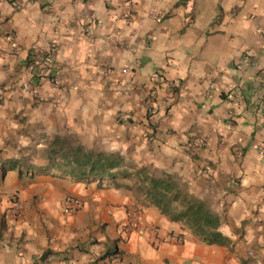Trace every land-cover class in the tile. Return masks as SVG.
Listing matches in <instances>:
<instances>
[{
  "label": "crops",
  "instance_id": "obj_1",
  "mask_svg": "<svg viewBox=\"0 0 264 264\" xmlns=\"http://www.w3.org/2000/svg\"><path fill=\"white\" fill-rule=\"evenodd\" d=\"M14 2L0 0V264H264V0ZM52 45L58 85L28 69ZM56 138L175 176L227 243L147 207L129 179L44 171Z\"/></svg>",
  "mask_w": 264,
  "mask_h": 264
},
{
  "label": "trees",
  "instance_id": "obj_2",
  "mask_svg": "<svg viewBox=\"0 0 264 264\" xmlns=\"http://www.w3.org/2000/svg\"><path fill=\"white\" fill-rule=\"evenodd\" d=\"M47 162L44 171H55L63 177L88 183L101 185L105 180L129 179L131 184L125 188L141 198L147 207L182 223L199 239L220 245L227 243L219 232V217L206 202L184 194L173 175L156 177L149 168L128 164L120 155L89 151L63 138H56L52 143Z\"/></svg>",
  "mask_w": 264,
  "mask_h": 264
},
{
  "label": "built area",
  "instance_id": "obj_3",
  "mask_svg": "<svg viewBox=\"0 0 264 264\" xmlns=\"http://www.w3.org/2000/svg\"><path fill=\"white\" fill-rule=\"evenodd\" d=\"M9 1L15 4V0H4ZM57 53V46L52 45L47 51H37L35 50L31 55L30 62L28 64V69L30 72H38L40 76L50 77V80L53 84H59V77L61 75V70L55 65L54 58ZM169 88L174 89L177 88L176 84H169ZM150 97L152 98L153 95L151 94ZM154 98V97H153ZM40 100V99H39ZM261 115L264 116V109L261 112ZM203 145L202 140H198L196 142L195 149L200 148ZM260 153L264 155V144L259 147ZM232 183L237 184L236 180H232ZM69 210L74 212L76 209L79 208L80 203L74 199L69 198L66 201ZM24 211V205L21 201H15L11 207V215L14 217H22ZM130 226L133 229H137L139 227V219L137 216L132 217ZM180 237L172 236L171 241H181Z\"/></svg>",
  "mask_w": 264,
  "mask_h": 264
},
{
  "label": "rangeland",
  "instance_id": "obj_4",
  "mask_svg": "<svg viewBox=\"0 0 264 264\" xmlns=\"http://www.w3.org/2000/svg\"><path fill=\"white\" fill-rule=\"evenodd\" d=\"M23 161H25V163L27 164V165H30L31 164V162H33V164H37V165H39V163L41 162L42 163V161L43 160H39V159H22ZM128 164H133V166H137L135 163H133L132 161L131 162H128ZM27 178H29L28 176H27ZM9 200H10V202L12 203L11 204V206L13 205V203L15 202V201H19L20 199H19V195L18 194H13L12 196H10V198H9ZM11 212V211H10Z\"/></svg>",
  "mask_w": 264,
  "mask_h": 264
}]
</instances>
